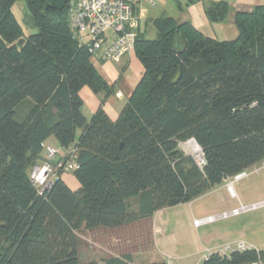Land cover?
<instances>
[{"label":"trees","instance_id":"obj_1","mask_svg":"<svg viewBox=\"0 0 264 264\" xmlns=\"http://www.w3.org/2000/svg\"><path fill=\"white\" fill-rule=\"evenodd\" d=\"M18 1L0 0V264H98L82 256L86 231L105 237L146 222L152 232L157 211L264 161V5L237 13L234 40L172 17L155 21L156 38L138 29L142 78L117 119L101 106L87 120L82 88L108 95L111 87L71 25L75 0H24L22 17ZM206 13L223 22L229 6L211 3ZM176 34L187 42L180 52ZM191 139L203 166L181 148ZM48 145L74 168L43 189L31 170L48 160ZM133 240L101 260L134 264L133 254L152 244ZM256 261L264 264V249L213 251L201 264Z\"/></svg>","mask_w":264,"mask_h":264},{"label":"rangeland","instance_id":"obj_2","mask_svg":"<svg viewBox=\"0 0 264 264\" xmlns=\"http://www.w3.org/2000/svg\"><path fill=\"white\" fill-rule=\"evenodd\" d=\"M17 5L16 11L22 17L26 7L24 0H19ZM147 32L148 38H156L152 30ZM54 145L59 147L57 142ZM180 145L187 154L196 150L193 139ZM231 185L234 195L230 191ZM233 209H239L240 212L200 226L194 224L196 218L219 215ZM156 223V237L154 227L151 232V223L146 222L137 226L136 232L124 228L108 232L105 237L98 232L93 234L86 231L82 234L85 240L82 256L101 260L118 255L121 248L130 244L135 237L137 242L152 244L149 249H141L134 256L135 264L154 261L192 264L209 251L228 244L234 248L240 242L246 247L264 249V161L248 169V174L240 179L228 178L191 202L162 209L156 215Z\"/></svg>","mask_w":264,"mask_h":264},{"label":"crops","instance_id":"obj_3","mask_svg":"<svg viewBox=\"0 0 264 264\" xmlns=\"http://www.w3.org/2000/svg\"><path fill=\"white\" fill-rule=\"evenodd\" d=\"M218 2L228 4V16L223 22H211L207 16L206 7L211 3ZM258 5H264V0H138L136 10L140 16L139 37L148 38L147 31L149 30H152L153 35L157 37L158 32L155 21L172 17L178 23L190 22L203 34L213 39L234 40L239 36V29L236 25L237 13L250 12ZM91 62L111 87V92L108 95L106 93L96 94L89 87H83L80 92L84 100L83 115L87 120H90L99 107L102 106L109 117L115 120L142 78L144 73L143 64L136 51L126 54L118 61L91 58ZM47 142L54 145L57 141L52 137ZM62 177L72 189L79 187V182L73 175L66 173ZM160 211H157L153 216L155 237L158 235L156 215ZM224 248L215 251L222 252ZM234 249L237 248L234 247ZM137 253L140 252L133 254L134 264V256ZM204 257L205 255L192 264H201ZM98 264H105V262L99 260ZM169 264L172 263L169 262Z\"/></svg>","mask_w":264,"mask_h":264},{"label":"built area","instance_id":"obj_4","mask_svg":"<svg viewBox=\"0 0 264 264\" xmlns=\"http://www.w3.org/2000/svg\"><path fill=\"white\" fill-rule=\"evenodd\" d=\"M138 0H75L71 8V25L83 44L89 45L92 59H103L118 61L126 54L134 51L138 37L140 16L137 13L136 5ZM196 150L191 152L198 165L206 164L205 156L199 144L193 140ZM58 149L52 145L46 146V161L36 164L31 170V178L43 189L52 186L58 171H69L74 168V163L69 161H56ZM54 161V162H53ZM248 174L242 172L233 179H240ZM231 191V190H230ZM231 194L234 193L231 191ZM246 208V207H244ZM240 212L233 209L219 215L207 216L201 219H194V224L200 226ZM237 249H246L243 242L237 243ZM234 248L228 244L222 250L227 253ZM213 251H209L208 257ZM246 264H263L256 261Z\"/></svg>","mask_w":264,"mask_h":264},{"label":"water","instance_id":"obj_5","mask_svg":"<svg viewBox=\"0 0 264 264\" xmlns=\"http://www.w3.org/2000/svg\"><path fill=\"white\" fill-rule=\"evenodd\" d=\"M186 46H187L186 40L180 34H176L174 47H173L174 51L180 52V51L184 50L186 48Z\"/></svg>","mask_w":264,"mask_h":264},{"label":"bare ground","instance_id":"obj_6","mask_svg":"<svg viewBox=\"0 0 264 264\" xmlns=\"http://www.w3.org/2000/svg\"><path fill=\"white\" fill-rule=\"evenodd\" d=\"M231 189H232L231 191L234 192V191H233V188H232V185H231Z\"/></svg>","mask_w":264,"mask_h":264}]
</instances>
